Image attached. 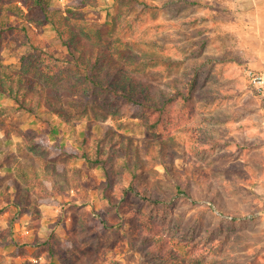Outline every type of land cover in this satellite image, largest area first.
<instances>
[{
    "label": "rangeland",
    "instance_id": "rangeland-1",
    "mask_svg": "<svg viewBox=\"0 0 264 264\" xmlns=\"http://www.w3.org/2000/svg\"><path fill=\"white\" fill-rule=\"evenodd\" d=\"M49 1L64 16L72 10L79 29L102 27L111 49L124 37L158 53L159 60L129 72L136 83L167 92L193 79L196 86L156 132L144 125L147 111L127 106L118 129L111 117L102 118L105 110L83 99L89 114L77 131L86 127L97 136L112 127L132 139L135 190L121 180L124 154L115 144L107 169L83 159L70 163L80 169L77 189L50 194L37 211L16 206L21 139L6 140L5 130L13 124L41 130L49 147L78 144L58 116L24 113L0 95V228L11 241L0 245V264H153L141 252L146 235L169 240L180 256L192 249L187 257L202 264H264V99L247 77L250 69L264 75V0H145L149 7L130 12L119 10L117 0H91L86 7ZM10 5L28 12L21 3ZM3 29L5 66L17 65L31 42L66 53L51 45V27L26 17L11 15ZM158 141H164L162 153ZM178 182L187 185V195L176 194ZM141 187L153 189L159 201L144 200Z\"/></svg>",
    "mask_w": 264,
    "mask_h": 264
},
{
    "label": "trees",
    "instance_id": "trees-1",
    "mask_svg": "<svg viewBox=\"0 0 264 264\" xmlns=\"http://www.w3.org/2000/svg\"><path fill=\"white\" fill-rule=\"evenodd\" d=\"M178 1L201 4L199 0ZM14 2L28 6V12L25 14L19 5L11 7L10 4ZM91 2L75 0L78 7L89 6ZM117 2L119 10L124 12L150 6L145 0ZM67 13L64 16L54 10L49 0H0V55L3 28L11 15L26 17L38 26L51 27L55 31L51 45L53 43L66 52L62 54L50 45L39 46L31 42L27 43V54L21 57L17 65L5 66L0 60V95L12 100L24 113L58 116L64 122L66 131L74 138V143L78 144L77 148L59 144L49 147L43 140L41 130L23 129L16 124L5 130L6 140H11L12 136L21 139L18 148L23 158L17 161L13 179L16 194L22 197V200L19 197V202H16L20 210L32 207L37 211L36 205L47 202L50 194H65L66 191L77 189L75 179L80 176V169L69 166L74 161L83 159L89 166L109 168L108 164L116 153L115 144H120L124 154L122 166L126 168V175L121 180L131 190H135L137 151L135 161L128 160L132 139L115 132L112 127H107L103 134L97 136L92 135L86 127L77 131V126L89 114L83 99L92 108L105 110V113H100L102 118L105 120L111 117L118 129L123 128L120 120L127 106L147 111L150 115L144 125L156 132L160 126L167 127L172 122L174 105L189 101L196 86V79H193L184 82L182 87L174 86L173 91L167 92L163 89L153 91L148 85L136 83L129 72L137 73L148 62L159 60L160 55L143 44L124 37L114 40V48L111 49V42L104 35L102 27L79 29L78 22L72 19L73 11L69 9ZM163 145L164 141H158L155 145L160 148L159 153L163 152ZM107 175L111 178L109 173ZM175 190L177 195H187L188 191L184 183L177 184ZM139 194L144 200L159 201L158 193L151 188L141 187ZM172 242L180 244L179 241ZM10 243V239L4 238L0 228V245ZM169 243L165 238L146 235L141 252L146 253L153 264H202L199 259L187 257L193 252L192 249L180 256L174 248L168 246ZM50 254L53 258L57 257L53 248L50 249Z\"/></svg>",
    "mask_w": 264,
    "mask_h": 264
},
{
    "label": "built area",
    "instance_id": "built-area-1",
    "mask_svg": "<svg viewBox=\"0 0 264 264\" xmlns=\"http://www.w3.org/2000/svg\"><path fill=\"white\" fill-rule=\"evenodd\" d=\"M247 77L251 84L257 91L258 95L264 99V75L257 73L253 69L247 71ZM263 124H264V111H263Z\"/></svg>",
    "mask_w": 264,
    "mask_h": 264
}]
</instances>
